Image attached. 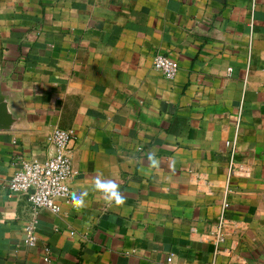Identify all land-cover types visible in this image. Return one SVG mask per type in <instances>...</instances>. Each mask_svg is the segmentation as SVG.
Instances as JSON below:
<instances>
[{"label":"crops","instance_id":"obj_1","mask_svg":"<svg viewBox=\"0 0 264 264\" xmlns=\"http://www.w3.org/2000/svg\"><path fill=\"white\" fill-rule=\"evenodd\" d=\"M157 52L179 60L174 78ZM4 68L25 119L0 128V264H264V0H0ZM56 126L74 130L71 192L39 209L31 246L9 180L54 153Z\"/></svg>","mask_w":264,"mask_h":264},{"label":"built area","instance_id":"obj_2","mask_svg":"<svg viewBox=\"0 0 264 264\" xmlns=\"http://www.w3.org/2000/svg\"><path fill=\"white\" fill-rule=\"evenodd\" d=\"M154 66L168 78H174L180 67L178 59L163 52H157L153 57ZM74 130L70 127L56 126L49 135L50 141L55 146L54 153L46 158L30 157L21 160L17 170L9 180L12 192L26 193L31 202L33 211L25 224V242L31 246L37 244L38 212L41 207H48L59 211L61 206L58 200L70 195L71 188L68 179L74 173L73 159L70 142ZM230 144L231 141L227 140ZM223 213L213 224L210 238L214 242L215 252L222 250L221 244L226 238L229 218L224 213L230 205L227 198L223 201ZM50 246L45 245V260L50 261ZM171 260V256L169 257ZM210 264H217L211 262ZM232 264H248L246 257L239 256Z\"/></svg>","mask_w":264,"mask_h":264},{"label":"water","instance_id":"obj_3","mask_svg":"<svg viewBox=\"0 0 264 264\" xmlns=\"http://www.w3.org/2000/svg\"><path fill=\"white\" fill-rule=\"evenodd\" d=\"M9 76L4 68L0 74V128H18L25 119L15 104L16 92L7 84Z\"/></svg>","mask_w":264,"mask_h":264},{"label":"clouds","instance_id":"obj_4","mask_svg":"<svg viewBox=\"0 0 264 264\" xmlns=\"http://www.w3.org/2000/svg\"><path fill=\"white\" fill-rule=\"evenodd\" d=\"M149 164L152 166H157L159 161L156 157L155 152H149L147 156ZM94 190L103 194L104 198L109 203H114L116 206H122L126 202V197L120 191V186L114 180L104 179L97 177L94 181ZM86 192L74 193L72 196V201L74 206L83 207L86 205Z\"/></svg>","mask_w":264,"mask_h":264}]
</instances>
